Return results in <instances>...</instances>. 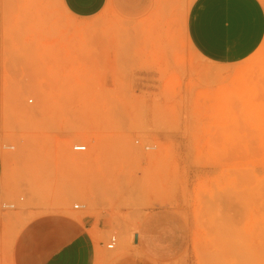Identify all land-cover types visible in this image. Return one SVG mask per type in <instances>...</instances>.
I'll return each instance as SVG.
<instances>
[{
  "label": "rangeland",
  "instance_id": "rangeland-1",
  "mask_svg": "<svg viewBox=\"0 0 264 264\" xmlns=\"http://www.w3.org/2000/svg\"><path fill=\"white\" fill-rule=\"evenodd\" d=\"M4 1L17 4L9 12L14 18L34 13L20 5L29 0ZM62 20L59 10L53 24L15 23L6 31L10 38H59L69 46L58 55L57 78L43 72L27 79V88L0 106L7 172L0 210L69 213L81 204L80 215L113 220L104 243L114 235L117 248L124 225L155 206H178L192 228L191 246L246 248L242 264H264V52L225 85L222 69L217 78L205 77L185 44L180 66L198 73L187 80V93L179 94L181 80L170 79L164 94H135L128 62L119 60L116 87L108 89V60L97 56V47L83 46L106 38V30ZM121 25L117 38L130 39L128 23ZM8 81L18 89L17 78ZM165 133H181L185 142L159 141ZM75 144L87 149L73 151ZM76 156L85 157L78 163ZM76 187L87 195H70ZM11 204L14 209L4 207Z\"/></svg>",
  "mask_w": 264,
  "mask_h": 264
},
{
  "label": "crops",
  "instance_id": "crops-1",
  "mask_svg": "<svg viewBox=\"0 0 264 264\" xmlns=\"http://www.w3.org/2000/svg\"><path fill=\"white\" fill-rule=\"evenodd\" d=\"M184 1L29 0L20 5L34 13L21 20L9 13L16 3L0 0V106L6 104V96L27 88V79H41L43 72L49 75L44 77L57 78L58 55L69 46L68 40L59 38L7 37L10 24L28 23L31 28L53 24L59 10L66 23H97L99 33L106 30V38L100 35L83 46L97 47V56L108 60L104 76L108 89L116 87L117 63L123 59L130 65L125 70L131 72L125 77L136 79L135 94H164L170 79L181 80L179 94H186L187 80L197 79L198 73L180 66L185 44L202 62L205 77L217 78L221 68L220 76L229 85L243 72L239 68L264 52V0ZM125 23L131 37L118 39L116 32ZM11 75L18 80L17 90L8 81ZM160 138L164 143L185 142L181 133ZM6 179L0 150V193ZM26 211L0 210V264H242L249 254L246 248L191 246L192 228L178 206L148 209L137 223L122 227L121 243L113 249H106L104 243L115 227L110 217L80 215L78 210H73L76 214Z\"/></svg>",
  "mask_w": 264,
  "mask_h": 264
},
{
  "label": "built area",
  "instance_id": "built-area-1",
  "mask_svg": "<svg viewBox=\"0 0 264 264\" xmlns=\"http://www.w3.org/2000/svg\"><path fill=\"white\" fill-rule=\"evenodd\" d=\"M150 148H152V146H146V149H150ZM72 149H73V151H76V152H83V151H85L87 149V147H86V145H83V144H77V145L72 146ZM4 207L5 208H14V205L13 204L4 205ZM73 208L75 210H80V209H83L84 206L81 205V204H75L73 206ZM116 242H117L116 236H114V235L110 236L109 239H108V242L106 244V248L107 249H113L115 247V245H116Z\"/></svg>",
  "mask_w": 264,
  "mask_h": 264
},
{
  "label": "bare ground",
  "instance_id": "bare-ground-1",
  "mask_svg": "<svg viewBox=\"0 0 264 264\" xmlns=\"http://www.w3.org/2000/svg\"><path fill=\"white\" fill-rule=\"evenodd\" d=\"M75 145H77V144H75ZM83 145H84V144H83ZM73 146H74V145H73ZM90 146H91V148L89 149L90 151L87 152V154H86L87 156H90V154H92L93 149H94V148H93V147H94L93 145H90ZM72 150H73V149H72ZM79 157L83 158V157H85V156H83V157H82V156H79ZM79 157L76 156V160H77V162H78V161L80 162V160H81ZM74 158H75V156H74ZM77 158L80 159V160H78ZM82 160H83V159H82ZM82 160H81V161H82ZM85 160H86V159H85ZM73 161H74V160H73ZM87 161H89V160H87ZM87 161H85V162H87ZM79 162H78V163H79ZM71 192H72V193H70V195L72 194V195H74V196H75V195H78V194L80 195V194H82V193L85 194V195H87V194L83 191V188H82V187H76V188H75L74 190H72ZM83 196H84V195H83ZM67 211H68L69 213H73V214L75 213V214H76V211H73V210H71V209H67Z\"/></svg>",
  "mask_w": 264,
  "mask_h": 264
}]
</instances>
